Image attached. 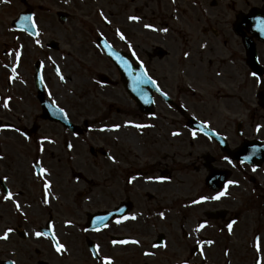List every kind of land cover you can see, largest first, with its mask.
<instances>
[{
	"label": "flooded vegetation",
	"instance_id": "1",
	"mask_svg": "<svg viewBox=\"0 0 264 264\" xmlns=\"http://www.w3.org/2000/svg\"><path fill=\"white\" fill-rule=\"evenodd\" d=\"M16 3L10 25L27 12L37 26L70 30L65 44L86 75L74 97L61 42L12 30L33 44L3 54L0 235L14 231L0 240V264H264V0H0V10ZM122 71L143 73L144 106ZM30 101L33 117L22 110ZM207 240L202 257L196 241Z\"/></svg>",
	"mask_w": 264,
	"mask_h": 264
},
{
	"label": "rangeland",
	"instance_id": "2",
	"mask_svg": "<svg viewBox=\"0 0 264 264\" xmlns=\"http://www.w3.org/2000/svg\"><path fill=\"white\" fill-rule=\"evenodd\" d=\"M22 8H23L22 4L16 3L15 6H12V7L7 9V13L4 12L5 11L4 9L0 10V88L2 86L1 78H3V81H4V76H5V73L2 72L4 70L2 65L5 64V62L8 59H11V58L3 55L4 51H8V54H9L10 51L12 52V50H14V49L24 47L29 52V50H30L29 48H31L32 44H33L32 39L26 38V36H17L15 34V32H13L10 28V19L12 18L13 13L15 11L22 10ZM37 29L39 32V37L37 40H41V42L46 43L48 40L47 38H54L55 40L61 42V44H62L61 51H60L61 53L62 52L63 53L68 52L69 53V51H71V48L65 44L67 34L70 32V30H67V32H66V29L64 26L62 27V26H57L54 24L53 26L49 27L48 25L40 24L37 26ZM52 34H54V35L52 36ZM61 53L53 54V55L55 56V58H59ZM48 56H50V53ZM70 56L71 57H68L66 59L67 62L65 65V71L69 72V74L71 75V82L69 83L68 87H67V85H66V87L68 89H71V90H73V88H74L75 90H73V92H74L73 96L78 97V96H80V93L82 90L81 87L84 86V83H85L84 76L86 75V73L83 72L78 67V65H77L78 56L75 55V53L73 51H72V54H70ZM8 64L12 65V61ZM70 64L72 66H71V68H68L67 65H70ZM54 82H57V81L56 80L52 81L51 88L54 91H56V85H54ZM75 87H79V89L76 90ZM83 90H84V87H83ZM58 91L61 92L60 90H57V92ZM66 96H68V95L66 94ZM22 110L24 112V115L29 116V117H33L34 115H36L39 112L38 106L35 103H32L31 101L22 104ZM34 121L36 122L37 120L33 119L32 122H34ZM46 128H48V127H46ZM61 140H63V138ZM59 143H61V142H59ZM26 145L24 146L23 151H22L24 153V157H23L24 161H26L27 156L30 155V152L26 151V149L29 148ZM26 168H23V171L26 172ZM3 219H5V218H3ZM56 219L58 221H62L64 218L62 216H58V217H56Z\"/></svg>",
	"mask_w": 264,
	"mask_h": 264
},
{
	"label": "snow or ice",
	"instance_id": "3",
	"mask_svg": "<svg viewBox=\"0 0 264 264\" xmlns=\"http://www.w3.org/2000/svg\"><path fill=\"white\" fill-rule=\"evenodd\" d=\"M5 2H7V0H5ZM100 15L101 16H103V13L101 12L100 13ZM22 19V21H25V22H27V21H32L33 20V18L31 17V16H24V17H22L21 18ZM106 19V18H105ZM129 20H133V21H136V20H139V17H136V16H130L129 18H128ZM106 22H110V21H106ZM262 24H264V22H261ZM31 27H32V29H36V27H37V25L35 24V22L33 21L32 22V24H31ZM144 27L145 28H152V30H156L155 28H153L151 25H148V24H145L144 25ZM160 31H163V32H167V29L166 28H162V29H160ZM261 31H264V27H262L261 28ZM31 34V33H30ZM36 35H39V33H36ZM124 37L121 35V39H123ZM36 43L37 44H39L40 43V41L39 40H36ZM203 46V45H202ZM185 55L187 56L188 54L187 53H185ZM19 56H20V53L19 52H17L16 53V57H17V60L19 59ZM56 71H57V75H60V70H59V68H57L56 69ZM13 73H15V68H13ZM251 75L253 76V77H255L256 79H257V82H259L260 81V77H258L257 76V74L255 73V72H253V73H251ZM15 78V76H12V77H10V80L11 79H14ZM60 79L61 80H63L64 79V77L62 76V75H60ZM149 80H150V78H149ZM153 84H155V81H151ZM159 90V89H158ZM8 106H9V98H5L4 99V101H3V107H5V108H8ZM60 111L61 112H63V109H60ZM134 127H136L137 129H142V128H145V127H150V125H144V124H135V125H133ZM6 127H10V126H0V128H6ZM260 127L261 126H257V131H259L260 130ZM113 128L114 129H119L120 128V125H114L113 126ZM15 131H19V129H14ZM21 135H24L22 132L20 133ZM172 135H174V136H176V135H179V133L178 132H173L172 133ZM194 137H195V135H196V133L195 132H193V134H192ZM25 139H28V137L27 136H25ZM0 159H3V157L2 156H0ZM109 159H112V157H109ZM245 159H247V157L245 158ZM35 167H38V163H37V165H35ZM254 171H255V169H253ZM46 169H40L39 170V172L37 173V175H40V174H42V173H46ZM132 179H135V177H133ZM149 179H151V178H149ZM132 181L131 180H129V183H131ZM233 183H235L234 181H228L227 182V184L225 185V188H227V186H228V184H233ZM49 185L47 184V183H45V188H47ZM226 193L224 192V191H221V192H218L215 196H212V197H200L198 200H193L192 201V203L193 204H197V203H201V202H203V201H206V200H208V199H212V200H219L222 196H224ZM13 197H14V194L12 193V192H7V194H5L4 196H3V199L5 200V201H8V200H13ZM14 202V204H15V207H16V209L19 211L20 210V208H21V205L18 203V202H15V201H13ZM45 203H47V200H45L44 201ZM163 213H160V216H161V218H163ZM131 219H135V216H132V217H130ZM98 219H103V218H98ZM126 219H127V217H126ZM121 221L120 220H117L116 221V223H120ZM235 223V221H232L231 223H229L228 225H227V227H228V229H229V231L231 232V230H232V226H233V224ZM50 228L52 227L51 225L49 226ZM205 227V224L204 223H200L195 229H194V231L195 232H200L201 231V229H203ZM14 231V229H12V228H6L5 230H4V232H3V234L2 235H0V240H4V241H6V240H8L9 238H10V233H12ZM25 235H27V233H25ZM33 235L35 236V237H37V238H41V237H47V236H51V240L53 241V247H54V249H55V251L57 252V253H64V252H66L67 251V249H66V247L63 245V244H61L60 242H59V240L57 239V237H56V235L54 234V233H52L51 231H49V232H41V231H36V232H34L33 233ZM129 241H113V244H116V243H128ZM132 243H138V241H131ZM213 243V241H211V240H207V241H196V246L198 247V248H200L201 250H200V255L203 257L204 256V252H203V248H202V245L203 244H208V245H211ZM156 245H154V247H155ZM165 245H160V247H164ZM254 247H255V250H256V252L257 253H259L260 251H261V248H260V242H259V237H256V238H254ZM153 253H145V255H152ZM226 255H227V253H225ZM97 256L99 257V249L97 248ZM9 264H16V262H15V260H12V261H10L9 262ZM102 264H112V262H111V260H110V258H108V257H104L103 259H102ZM182 264H188V262H187V260H185V261H183L182 262ZM256 264H262V260H261V258H259L258 257V259H257V261H256Z\"/></svg>",
	"mask_w": 264,
	"mask_h": 264
},
{
	"label": "water",
	"instance_id": "4",
	"mask_svg": "<svg viewBox=\"0 0 264 264\" xmlns=\"http://www.w3.org/2000/svg\"><path fill=\"white\" fill-rule=\"evenodd\" d=\"M24 16H31L29 14H22L19 19H17V21L14 22L13 26L17 29H20V30H24L26 31L27 33H31L32 36H35V30L32 29L31 27V24H32V21H22V17ZM122 76H123V79H124V83H125V88L127 90V92L132 95L133 97H135L136 99L137 98H140L142 97L143 99L145 98V94L143 93L142 91V84L144 85V79L141 78V73L139 72H135V75H136V78H131L129 77V73L127 72H122ZM143 93V94H142ZM43 106V105H42ZM44 109L47 110V111H50L51 110V107L48 105H45L44 106Z\"/></svg>",
	"mask_w": 264,
	"mask_h": 264
}]
</instances>
